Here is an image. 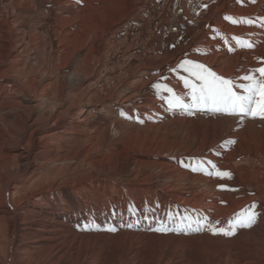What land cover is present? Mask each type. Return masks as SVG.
<instances>
[{
    "label": "bare ground",
    "instance_id": "6f19581e",
    "mask_svg": "<svg viewBox=\"0 0 264 264\" xmlns=\"http://www.w3.org/2000/svg\"><path fill=\"white\" fill-rule=\"evenodd\" d=\"M260 18L264 0H0V264H264V119L168 106L191 103L185 59L237 89L264 67ZM253 203L251 228L209 230Z\"/></svg>",
    "mask_w": 264,
    "mask_h": 264
},
{
    "label": "snow or ice",
    "instance_id": "6c2138e0",
    "mask_svg": "<svg viewBox=\"0 0 264 264\" xmlns=\"http://www.w3.org/2000/svg\"><path fill=\"white\" fill-rule=\"evenodd\" d=\"M255 2V0H253ZM206 7V5H205ZM232 20L231 16L226 17ZM262 26H264V18H260ZM247 24H254L252 19H246ZM233 23H236L233 20ZM251 47V44L248 45ZM183 70L187 75L181 76L184 87L189 90V96L191 103H186L182 97L174 96L168 99V106L172 109H182L188 111L190 114L194 110H210L218 113H225L230 115L251 116L253 118L259 117L264 119V67L251 70L250 73L244 75L240 79L245 81L240 83L237 89V85L233 80L227 79L221 75H217L210 68L204 64L185 59L180 63L178 68L173 69L174 72ZM259 73L257 77L253 73ZM153 87L159 88V84L153 85ZM168 92L172 89L164 86ZM235 143V141H232ZM214 172H208L209 175H217L219 177H231V173L227 171H220L216 165L211 161L208 162ZM207 171L206 168L200 166L193 168V171ZM223 187V185H221ZM256 204L253 203L249 206V210L238 216L234 221L230 222L229 228H218L214 225L209 226V230L213 234L222 233L225 236H233L238 229L251 228L257 221L260 213L255 210ZM171 220V217H169ZM206 219V218H205ZM139 224L136 221L135 224L128 223L124 225L127 228H133ZM202 221L199 219L193 220L192 218H180L177 221H173L174 226H169L168 223L161 221L159 226L154 229L156 232L168 233V232H193L201 230ZM100 229L99 224H85V229L91 228ZM107 231L115 232L117 228L113 225H109L106 228Z\"/></svg>",
    "mask_w": 264,
    "mask_h": 264
},
{
    "label": "rangeland",
    "instance_id": "374dc122",
    "mask_svg": "<svg viewBox=\"0 0 264 264\" xmlns=\"http://www.w3.org/2000/svg\"><path fill=\"white\" fill-rule=\"evenodd\" d=\"M206 111H207V112H206ZM204 112H206V113L209 112V113H211V114L216 113V112H213V111H210V110H209V111H208V110H205ZM240 163H244V161H240Z\"/></svg>",
    "mask_w": 264,
    "mask_h": 264
}]
</instances>
